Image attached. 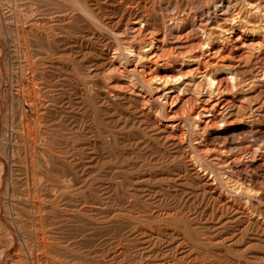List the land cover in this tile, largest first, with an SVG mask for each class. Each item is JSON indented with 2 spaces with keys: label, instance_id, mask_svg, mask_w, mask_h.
Returning a JSON list of instances; mask_svg holds the SVG:
<instances>
[{
  "label": "rangeland",
  "instance_id": "374dc122",
  "mask_svg": "<svg viewBox=\"0 0 264 264\" xmlns=\"http://www.w3.org/2000/svg\"><path fill=\"white\" fill-rule=\"evenodd\" d=\"M0 74V264H264V0H0Z\"/></svg>",
  "mask_w": 264,
  "mask_h": 264
},
{
  "label": "bare ground",
  "instance_id": "6f19581e",
  "mask_svg": "<svg viewBox=\"0 0 264 264\" xmlns=\"http://www.w3.org/2000/svg\"><path fill=\"white\" fill-rule=\"evenodd\" d=\"M30 9H31V8H30ZM19 18H20V17H19ZM26 20H27V19H26ZM50 20H51V19H50ZM58 21H59V20H58ZM54 22H55V21H54ZM21 23H22V22H21ZM29 23H30V22H29ZM29 23H28V24H29ZM37 23H38V22H37ZM39 23H40V22H39ZM42 23L44 24V22H42ZM45 23H46V21H45ZM52 23H53V22H52ZM28 24H27V25H28ZM48 25H51V24H48ZM48 25H47V27H48ZM39 26H40V25H39ZM20 27H22V26H20ZM42 27H43V26H42ZM34 28H35V27H34ZM52 28H53V27H52ZM22 29H23V28H22ZM25 29H26V28H25ZM50 29H51V26H50ZM54 29H55V28H54ZM38 30H39V29H38ZM51 30H52V29H51ZM41 31H42V30H41ZM43 31H44V30H43ZM55 31H56V30H55ZM27 33H28V32H27ZM42 34H43V32H42ZM52 34H53V33H52ZM48 35H49V34H48ZM50 35H51V34H50ZM23 36H24V35H23ZM41 36H43V35H41ZM34 37H36V36H34ZM50 37H51V36H50ZM50 37H48V38H50ZM51 38H52V37H51ZM42 39H43V38H42ZM30 41H31V40H30ZM59 41H60V40H59ZM42 42H43V41H42ZM46 42H47V41H46ZM53 42H54V41H53ZM27 43H28V42H27ZM30 43H32V42H30ZM44 45H45V44H44ZM49 45H50V44H48V46H49ZM29 46H32V45H29ZM49 47H50V46H49ZM52 47H53V46H52ZM44 54H45V53H44ZM25 55H26V53H25ZM27 55H28V54H27ZM48 55H49V53H48ZM39 56H40V55H39ZM43 56H44V55H43ZM26 57H27V56H26ZM51 57H52V56H51ZM27 58L29 59V57H27ZM27 58H26V60H27ZM32 58H33V57H32ZM34 59H35V58H34ZM35 61H36V60H35ZM33 62H34V61H33ZM29 63H30V62H29ZM34 64H35V63H34ZM30 65H31V63H30ZM41 66H42V65H41ZM27 67L29 68V66H27ZM28 70H29V69H28ZM36 70H38V69H36ZM36 70H35V71H36ZM41 70H42V69H41ZM44 70H45V69H44ZM28 73H29V72H28ZM0 75H1V74H0ZM38 75H39V74H38ZM38 75H37V76H38ZM28 78H29V77H28ZM39 80H42V79H39ZM28 82H30V81H28ZM37 82H38V79H37ZM31 83H32V82H31ZM26 84L28 85V83H26ZM24 85H25V84H24ZM30 86H31V85H30ZM41 86H42V85H41ZM43 86H44V85H43ZM28 87H29V86H28ZM28 87H27V90H28ZM34 87H35V86H34ZM41 88H42V87H41ZM22 89H23V88H22ZM43 89H44V88H43ZM47 89H48V88H47ZM29 90H30V89H29ZM19 91H20V90H19ZM24 91H25V89H24ZM47 91H48V90H47ZM28 92H30V91H28ZM28 92H27V94H29ZM23 93H24V92H23ZM25 93H26V92H25ZM30 93H31V92H30ZM37 93L41 94L40 92H37ZM44 93H45V92H44ZM46 95H47V94H46ZM34 96H35V95H34ZM51 96H52V95H51ZM19 97H20V96H19ZM27 97H28V96H27ZM45 97H46V96H45ZM45 97H44V99H45ZM28 98H29V97H28ZM40 98H41V97H40ZM17 99H18V98H17ZM26 99H27V98H26ZM27 100H29V99H27ZM45 100H46V99H45ZM20 101H22V100H20ZM17 102H18V105H19V101H18V100H17ZM22 103H23V105H24V113H23L22 111H21V112H22L23 114H25V116H27V113H28V107H27V109H26V106H25L24 100L22 101ZM27 103H28V102H27ZM31 103H32V102H31ZM41 103H42V102H41ZM47 103H48V102H47ZM43 104H44V103H43ZM31 105H32V104H31ZM20 106H22V105H20ZM49 106H50V105H49ZM54 106H55V105H54ZM1 107H2V106H1ZM32 107H33V106H32ZM9 108H10V107H9ZM43 108H44V106H43ZM30 109H31V108H30ZM38 110H39V109H38ZM38 110H37V111H38ZM42 110H44V109H42ZM12 111H13V110H12ZM41 112H42V111H41ZM34 113H35V112H34ZM44 114H45V113H44ZM44 114H43V115H44ZM28 117H29V116H28ZM35 117H36V116H35ZM23 118H24V117H23ZM40 118H41V117H40ZM42 118H43V117H42ZM36 122H37V121H36ZM39 122H40V121H39ZM27 124H28V123H27ZM39 126H40V125H39ZM33 128H34V127H33ZM4 129H5V128H4ZM27 129H28V128H27ZM29 129H30V128H29ZM39 129H40V128H39ZM56 138H57V137H56ZM51 139H52V138H51ZM4 140H6V139H4ZM41 140H42V139H41ZM8 141H9V140H8ZM10 142H11V141H10ZM36 142H37V141H36ZM53 142H54V141H53ZM55 142H56V141H55ZM0 143H1V142H0ZM7 143H8V142H7ZM41 143H42V142H41ZM41 143H40V144H41ZM57 143L59 144V142H57ZM5 145H6V144H5ZM5 145H4V146H5ZM9 145H10V144H9ZM42 146H43V145H42ZM5 147H6V146H5ZM54 147H55V146H54ZM54 147H53V148H54ZM35 149H36V148H35ZM56 150H57V149H56ZM8 151H10V150L8 149ZM34 151H36V150H34ZM58 151H59V150H58ZM58 151H57V152H58ZM42 152H43V151H42ZM51 153H52V152H51ZM39 154H40V153H39ZM42 154H43V153H42ZM45 154H46V153H44V155H45ZM9 155H10V154H9ZM36 156H37V155H36ZM9 157H11V156H9ZM53 157H54V156H53ZM37 158H38V157H37ZM9 159H10V158H9ZM52 159H53V158H52ZM10 160H11V159H10ZM12 160H13V159H12ZM43 161H44V160H43ZM46 161H47V160H46ZM37 164H39V163H37ZM37 164H36V165H37ZM12 165H13V164H12ZM34 165H35V164H34ZM41 165H42V164H41ZM41 165H40V166H41ZM47 168H48V167H47ZM35 170H36V169H35ZM50 170H51V169H50ZM47 171H48V170H47ZM31 173H32V172H31ZM31 173H30V174H31ZM46 174H47V173H46ZM48 174H49V173H48ZM0 176H1V174H0ZM35 177H36V176H35ZM37 177H38V176H37ZM39 179H40V177H39ZM42 179H44V177H43ZM40 180H41V179H40ZM42 181H44V180H42ZM61 182H62V181H61ZM71 182H72V181H71ZM59 183H60V182H59ZM63 183H64V182H63ZM40 184H42V183H40ZM67 185H68V183H67ZM67 185H66V186H67ZM71 185H72V184H71ZM50 186H51V185H50ZM52 186H53V184H52ZM63 186H64V185H63ZM63 186H62V187H63ZM59 187H60V186H59ZM62 187H61V188H62ZM51 188H52V187H51ZM51 188H50V189H51ZM57 189H58V187H57ZM57 189H55V190H57ZM52 191H53V190H52ZM54 192H55V191H54ZM58 192H59V191H58ZM51 193H53V192H51ZM55 193L58 194L57 192H55ZM59 193H60V192H59ZM24 198H25V197H24ZM26 198H27V197H26ZM34 200H35V199H34ZM37 201H38V200H37ZM33 205H34V204H33ZM35 207H36V206H35ZM46 232H47V230H46ZM43 236H44V234H43ZM40 238H41V237H40ZM39 240H40V239H39ZM43 240H44V239H43ZM49 240H50V239H49ZM44 241H45V240H44ZM49 242H50V241H48V243H49ZM38 244H39V241H38ZM43 245H44V243H43ZM40 247H41V246H40ZM43 247H44V246H43ZM41 248H42V247H41ZM43 250H44V248H43ZM47 250H48V249H47ZM48 252H49V251H47V254H48ZM50 252H51V251H50ZM38 253H39V252H38ZM51 253H52V252H51ZM38 255H39V254H38ZM42 255H44V254H42ZM49 255H50V254H49ZM21 256H22V255H21ZM43 258H44V257H43ZM50 259H51V258H50ZM53 259H54V258H53ZM48 262H49V261H48ZM50 262H51V261H50ZM22 263H23V262H22ZM49 264H50V263H49Z\"/></svg>",
  "mask_w": 264,
  "mask_h": 264
}]
</instances>
